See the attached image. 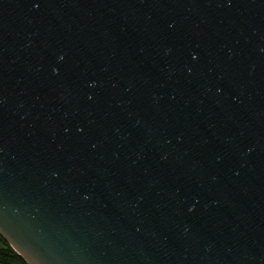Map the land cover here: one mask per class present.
Listing matches in <instances>:
<instances>
[{
    "label": "water",
    "instance_id": "obj_1",
    "mask_svg": "<svg viewBox=\"0 0 264 264\" xmlns=\"http://www.w3.org/2000/svg\"><path fill=\"white\" fill-rule=\"evenodd\" d=\"M0 236L264 264V0H0Z\"/></svg>",
    "mask_w": 264,
    "mask_h": 264
},
{
    "label": "trees",
    "instance_id": "obj_2",
    "mask_svg": "<svg viewBox=\"0 0 264 264\" xmlns=\"http://www.w3.org/2000/svg\"><path fill=\"white\" fill-rule=\"evenodd\" d=\"M0 242H3L5 247L0 249V257L5 261V264H27L22 257H20L10 245L4 241L0 236Z\"/></svg>",
    "mask_w": 264,
    "mask_h": 264
},
{
    "label": "clouds",
    "instance_id": "obj_3",
    "mask_svg": "<svg viewBox=\"0 0 264 264\" xmlns=\"http://www.w3.org/2000/svg\"><path fill=\"white\" fill-rule=\"evenodd\" d=\"M5 247V245L3 244V242H0V249H3ZM0 264H5V261L2 257H0Z\"/></svg>",
    "mask_w": 264,
    "mask_h": 264
}]
</instances>
